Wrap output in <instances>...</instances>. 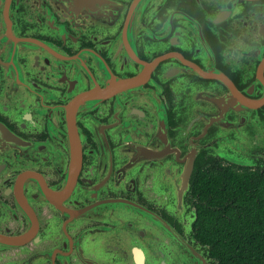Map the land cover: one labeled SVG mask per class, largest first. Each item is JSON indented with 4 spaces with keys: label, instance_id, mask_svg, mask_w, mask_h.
I'll use <instances>...</instances> for the list:
<instances>
[{
    "label": "flooded vegetation",
    "instance_id": "flooded-vegetation-1",
    "mask_svg": "<svg viewBox=\"0 0 264 264\" xmlns=\"http://www.w3.org/2000/svg\"><path fill=\"white\" fill-rule=\"evenodd\" d=\"M251 4L0 0V264H161L191 243L162 183L188 144L175 101L205 51L237 64Z\"/></svg>",
    "mask_w": 264,
    "mask_h": 264
},
{
    "label": "water",
    "instance_id": "water-1",
    "mask_svg": "<svg viewBox=\"0 0 264 264\" xmlns=\"http://www.w3.org/2000/svg\"><path fill=\"white\" fill-rule=\"evenodd\" d=\"M220 1L252 3V13L244 10L243 14L258 25L259 32L242 35L239 42L235 40L242 47L237 64L222 63L230 68L214 70L215 54L205 51L208 60L205 70L195 68L194 81L182 87L184 95L175 101L178 128L183 130L182 137L188 144L183 155L176 149L177 159L174 157L175 162L163 172L162 183L167 195L175 196V219L186 220V233L190 232L192 237L188 243L175 233L178 239L174 254L164 257L161 264H218L209 256L208 246L197 242L193 232L197 215L191 180L199 158L217 159L235 167L264 169V0ZM74 2L67 0L68 16L69 12L74 13L71 7ZM160 117L163 135L159 140L168 139L163 111ZM130 141L131 145L143 143L142 137H131ZM134 154L132 148L131 156ZM169 156L173 155L167 154L161 159ZM162 224L169 227L164 221Z\"/></svg>",
    "mask_w": 264,
    "mask_h": 264
},
{
    "label": "trees",
    "instance_id": "trees-1",
    "mask_svg": "<svg viewBox=\"0 0 264 264\" xmlns=\"http://www.w3.org/2000/svg\"><path fill=\"white\" fill-rule=\"evenodd\" d=\"M191 189L194 237L209 256L218 264H264V169L197 162Z\"/></svg>",
    "mask_w": 264,
    "mask_h": 264
}]
</instances>
